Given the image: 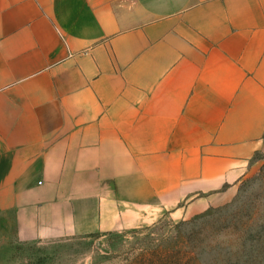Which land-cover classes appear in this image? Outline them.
<instances>
[{
  "label": "crops",
  "instance_id": "crops-1",
  "mask_svg": "<svg viewBox=\"0 0 264 264\" xmlns=\"http://www.w3.org/2000/svg\"><path fill=\"white\" fill-rule=\"evenodd\" d=\"M264 143V0H0V246L223 206Z\"/></svg>",
  "mask_w": 264,
  "mask_h": 264
},
{
  "label": "rangeland",
  "instance_id": "rangeland-1",
  "mask_svg": "<svg viewBox=\"0 0 264 264\" xmlns=\"http://www.w3.org/2000/svg\"><path fill=\"white\" fill-rule=\"evenodd\" d=\"M0 264H264V143L223 206L182 204L133 232L11 243Z\"/></svg>",
  "mask_w": 264,
  "mask_h": 264
}]
</instances>
